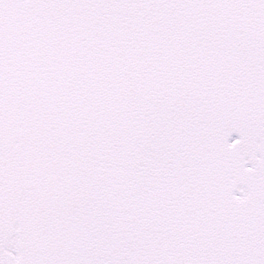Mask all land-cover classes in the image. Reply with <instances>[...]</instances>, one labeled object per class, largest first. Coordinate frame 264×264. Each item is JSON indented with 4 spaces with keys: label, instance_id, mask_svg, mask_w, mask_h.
<instances>
[{
    "label": "snow or ice",
    "instance_id": "1",
    "mask_svg": "<svg viewBox=\"0 0 264 264\" xmlns=\"http://www.w3.org/2000/svg\"><path fill=\"white\" fill-rule=\"evenodd\" d=\"M0 264H264V0H0Z\"/></svg>",
    "mask_w": 264,
    "mask_h": 264
}]
</instances>
